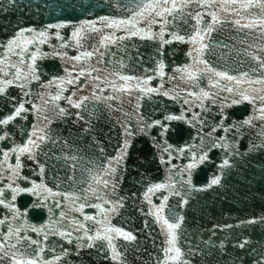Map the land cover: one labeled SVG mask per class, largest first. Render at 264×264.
<instances>
[{
	"label": "snow or ice",
	"instance_id": "snow-or-ice-1",
	"mask_svg": "<svg viewBox=\"0 0 264 264\" xmlns=\"http://www.w3.org/2000/svg\"><path fill=\"white\" fill-rule=\"evenodd\" d=\"M8 3L14 5L16 0ZM123 8L128 13L125 17L85 20L67 35L59 31L50 34L49 29L69 28L67 23H56L41 30L20 27L11 37L0 40V264H70L68 257L82 258L83 250H92L105 261L128 264L129 246L139 250L137 234L114 225L112 219L121 215L126 200L136 196H119L117 192L137 138H149L159 150L160 164L168 165L170 173L177 169L161 182L146 184L142 196L151 207L149 211H139L154 217L164 236L155 264H193L195 257L203 264H221L229 245L240 250L230 264H264V240L254 242L250 235L232 231H247L248 226L264 224V214L235 225L213 224L206 230L208 238L201 237L197 242L192 236L200 237L201 232L189 234L185 216L169 206L170 197H179L178 207H184L189 205L193 192L223 186L225 170L237 164L232 157L264 151V0H128ZM225 31L242 33L239 44L244 47L213 38L214 33ZM53 36L60 43H53L50 52L42 51L41 46L48 45ZM134 38L156 44L155 67L144 69L143 76L125 73L127 64L122 59L105 60L106 55H115L111 46L126 50L125 42ZM92 39L97 46H86V41ZM225 39L235 41L236 37L229 35ZM174 43L190 46L185 53L190 63L176 65L170 74L163 56L165 47ZM69 49H75L77 54H70ZM176 51L173 49L172 54ZM230 53H235L232 63L239 64L235 70H230L227 63ZM212 55H217L223 66H214ZM55 59L64 61V75L45 81L40 62ZM154 80L158 81L156 86L152 85ZM181 83L190 88H182ZM10 90H15L16 95ZM154 96L179 103L180 112L171 113L163 107L142 111V102ZM116 101L119 105L114 104ZM125 101L132 111H124ZM244 105L249 108L246 117H230L229 109ZM157 111L162 112L161 118L153 119ZM113 113L121 116L114 117ZM172 122L195 129L199 143L179 147L169 143ZM101 123L109 125L107 132L99 126ZM57 124L67 128L66 136L62 128L53 127ZM117 128L118 143L109 156L98 137L111 142ZM153 129L156 135H151ZM241 140L250 145L246 153L238 151ZM214 149L225 151L218 173L207 185L196 187L193 173L214 163L209 155ZM179 157L188 162L182 166L173 164L172 160ZM61 169L71 173L66 175L70 191L58 190L59 184L54 188L46 182L50 171ZM26 170L41 179L25 175ZM77 171L82 179L75 177ZM185 175L187 179H175ZM158 193L159 204L153 199ZM24 195L36 199L22 210L17 201ZM37 208L49 214L48 222L39 226L27 218L28 211ZM86 208L98 212L90 214ZM50 237L62 238L71 247L49 244ZM212 257H216L215 261Z\"/></svg>",
	"mask_w": 264,
	"mask_h": 264
},
{
	"label": "water",
	"instance_id": "water-1",
	"mask_svg": "<svg viewBox=\"0 0 264 264\" xmlns=\"http://www.w3.org/2000/svg\"><path fill=\"white\" fill-rule=\"evenodd\" d=\"M118 3L120 5L119 7L117 6ZM127 3L128 0H16V3L11 5L8 3V0H0V40L11 37L20 27H32L41 30L50 24L56 23H67L69 24V28L49 29L50 34L59 31L62 35H67L73 27L85 20L98 21L101 16H127L128 13L123 8ZM5 9L7 10L5 11ZM190 23H194V21H190ZM97 26L100 25L98 24ZM184 27V25H181L182 29ZM229 35L235 36L236 40H226L225 37ZM242 35V33L237 34L235 31H225L219 35L214 33L213 38L230 45L236 43L238 48H242L244 46L239 44V39ZM53 43L59 44L60 42L55 40L53 36V39L48 45L41 46V50L52 51L51 45ZM125 43L128 45L126 50L124 48L111 46V52L115 53V55L108 54L105 60L115 62L116 60L122 59L127 64L124 72L137 76H143L144 69L155 67L153 57L155 56L156 44L154 42L140 41L134 38L132 41ZM87 45L97 46L96 40L92 39L86 41V46ZM189 48L190 46L188 44L174 43L171 46H166L163 59L170 66L166 71H170L171 74V69H174L176 65L190 63V58L185 55ZM173 49H177L174 54H172ZM100 50L105 51L104 49ZM69 51L72 55L77 54L75 49H69ZM216 51L228 52V49H217ZM233 58H235V53H230L227 57L230 70L239 68V64L232 63ZM239 59H244L242 54ZM210 61L215 62L214 66H217V64L223 66L224 63L223 61H218L217 55H212ZM40 67L44 73L42 79L45 81L57 75H64L63 69L65 64L63 60H45L40 62ZM157 83L158 81L156 80L152 81L153 86H156ZM165 87H171V85L166 84ZM181 87L190 88L189 85L183 83H181ZM10 91H12L13 95H16L15 90ZM104 94L107 95L108 92ZM224 95L227 94L225 93ZM142 103L144 104L142 111L145 113L150 112L153 108L161 109L162 107L166 108L168 112L177 114L181 110L179 103L173 102L166 97L154 96L151 101L145 99ZM114 104L119 105V101L114 102ZM123 109L124 111L130 112L132 111V106L125 101ZM228 113L230 117L239 120L249 114V108L247 105L239 106L229 109ZM112 115L114 117L121 116L120 113H113ZM161 115L162 112L157 111L152 118L159 119ZM209 119H211V117H209ZM216 119H219V117ZM31 120L32 117L30 116L29 121ZM70 126L71 124L69 123V127ZM99 126L103 128L104 132L108 131V124L101 123ZM53 127L62 128L63 134L65 136L67 135V128L64 127V125L57 124L53 125ZM172 129L173 130H170L167 138L169 143L174 146L179 147L187 143H199V139L195 137V129L191 128V126L182 122H172ZM207 130L208 129L205 128V131ZM118 134L119 128H117L113 134L114 139L111 142L103 136L98 137L101 139L106 154L109 156L114 154L115 145L118 143L119 139ZM220 134L219 132L216 133L217 136ZM151 135H156L155 129L152 130ZM17 139L20 138L17 137ZM84 143L87 144L88 141L85 140ZM249 146L247 140H241L238 151L246 153ZM58 154L59 152L57 151V155ZM87 155L95 158L91 152H88ZM209 155L214 163L203 165L193 173V185L196 187L207 185L212 176L218 173L217 166L225 156V151L223 149H214ZM165 158L167 157L165 156ZM232 159L237 161V164L235 167L225 170L226 175H224L222 179L223 186H214L206 191L193 192L189 200V205L184 207H178L180 203L179 197L173 196L169 199V206L178 214L185 216V228L188 233L201 232L200 237L192 236L194 241L199 242L201 237L207 239L208 232L206 230L210 229L213 224L228 223L235 225L242 220L264 214V151L247 153V155L243 157L235 156L232 157ZM187 162L188 160L185 157L172 160V163L178 166H182ZM53 163H56V167L60 168L59 163L55 161H53ZM127 166V171L123 175V180L118 186L117 195L132 197V194L135 193L136 196L134 199L125 201V208L121 210V215L113 218L112 223L117 226L125 227L126 230L134 231V233L137 234V242L135 243L139 250L137 251L131 245L129 246L127 252L128 264H155L156 259L161 255L159 250L163 243L164 236L160 230L159 224L154 222V217L144 215L139 211L140 208L149 211L151 207L142 200V196L146 184L149 182H161L165 180L168 175H174L177 169H172L170 173L168 165L160 164L159 150L150 144L149 138H137L133 143L127 160ZM24 174L31 176L32 179H36L37 181L41 179V177L33 175V173L28 170H26ZM66 175H71V173L66 174L62 169L59 172L52 170L45 179L50 187L55 188V184H59L60 188L58 190L70 191L72 189L68 186ZM75 177L77 179L83 178L79 171L75 173ZM175 179H187V176L185 175L182 178L177 176ZM84 186L86 185H81V187ZM177 187H179V184H177ZM159 196L160 194L158 193L157 196L153 198L154 202L157 204L160 203ZM35 199V197L24 195L18 198L17 203L23 210L29 208L32 201ZM93 202L98 201L93 200ZM64 206H68L67 201L64 202ZM85 211L90 214L98 212V210L91 208H86ZM73 215L79 216V213H73ZM27 218L31 223L39 226L40 224L48 222L49 214L46 209L37 208L28 211ZM145 221L148 222L147 228H145ZM232 231L243 232L244 236L250 235L254 242L264 240V224L248 226L247 231H244L242 228H235ZM25 234L32 235L37 239L40 238L39 235L35 233L27 232ZM223 235V233H220V238H223ZM48 243H64L65 247H71L59 237H50ZM89 251L92 250H83L81 252L82 258H77L74 255L69 256L68 260L70 264H116V262L100 259L94 251H92V255L89 256ZM238 254H240V250L233 249L231 245H229L227 247V255L221 258V264H224L225 260H228L230 264V261L235 259ZM48 255L51 254L49 253ZM210 259L215 261L216 257ZM5 264H7L6 261ZM193 264H203V262L200 261L199 257H195L193 258Z\"/></svg>",
	"mask_w": 264,
	"mask_h": 264
}]
</instances>
